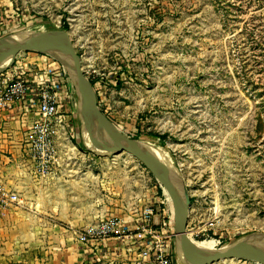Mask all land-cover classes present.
<instances>
[{"label":"rangeland","instance_id":"obj_1","mask_svg":"<svg viewBox=\"0 0 264 264\" xmlns=\"http://www.w3.org/2000/svg\"><path fill=\"white\" fill-rule=\"evenodd\" d=\"M24 30L67 38L115 124L170 153L171 164L159 159L182 186L194 239L214 238L219 250L248 243L264 252V0H0V38ZM24 52L9 67L19 60L20 69L42 72L41 53ZM62 61L58 69L70 74ZM61 85L56 152L31 154L35 180L26 187L39 198L34 207L52 210L53 223L63 227L150 205L172 212L136 157L88 147L86 116L69 83ZM41 160L49 161L48 171L38 168Z\"/></svg>","mask_w":264,"mask_h":264},{"label":"built area","instance_id":"obj_2","mask_svg":"<svg viewBox=\"0 0 264 264\" xmlns=\"http://www.w3.org/2000/svg\"><path fill=\"white\" fill-rule=\"evenodd\" d=\"M52 73L40 80L25 75V69L0 74V111L11 110L14 105L31 102L36 108L38 118L32 125L30 135V153L36 156L41 150L47 158L56 152L53 134L55 133L56 114L60 108L59 89L64 79L70 90L77 96L71 75L58 60L47 54ZM56 66L57 70L53 68ZM49 68V69H50ZM77 101L75 105H77ZM32 155V156H33ZM39 169H50L49 161H40ZM16 191L8 190L0 182V217L12 203H19ZM159 214V220L155 217ZM173 211L165 208L146 206L136 210L133 215L97 216V221L82 227L70 226L76 240L85 244L87 257L85 264H124L117 262L118 254L111 249L112 240H122V247L130 257L127 264H186L182 261L176 246V230ZM214 223H212L213 225ZM193 231V229H190ZM193 231L192 237H197Z\"/></svg>","mask_w":264,"mask_h":264},{"label":"crops","instance_id":"obj_3","mask_svg":"<svg viewBox=\"0 0 264 264\" xmlns=\"http://www.w3.org/2000/svg\"><path fill=\"white\" fill-rule=\"evenodd\" d=\"M25 54H32L25 51ZM39 59L42 72L32 73L25 68V75L45 78L51 68L47 54ZM20 61L0 72L19 71ZM60 63V62H59ZM50 68V69H49ZM53 68L57 70L56 66ZM22 69V70H23ZM38 113L31 102H19L11 110L0 111V182L8 190L16 191L20 202L10 204L0 217V264H85L87 250L85 244L76 240L70 226L55 225L51 219L52 210H41L33 205L39 199L34 193L28 194L26 186L34 184L36 162L32 159L29 146L32 125ZM160 207V206H159ZM161 209V208H160ZM95 219L87 224L94 223ZM159 214L155 217L159 220ZM81 224L74 227H82ZM56 230V231H55ZM188 230L189 227H188ZM122 240H112L111 249L118 254L117 262L127 264L130 257Z\"/></svg>","mask_w":264,"mask_h":264},{"label":"water","instance_id":"obj_4","mask_svg":"<svg viewBox=\"0 0 264 264\" xmlns=\"http://www.w3.org/2000/svg\"><path fill=\"white\" fill-rule=\"evenodd\" d=\"M22 51H36L62 59L71 71L76 87L77 100L87 120L93 124L114 147L113 153L127 152L141 161L156 177L160 186L168 191L172 205L176 230V246L186 264H214L225 259H249L264 264V252L254 250L250 244H240L216 252L199 250L187 234L189 203L182 193V186L164 167L163 161L155 157L143 144L125 134L101 108L93 87L83 67V59L67 38L55 36L21 35L12 33L0 38V72L9 67ZM58 59V60H59ZM10 60L5 67L3 61ZM177 220V222H176Z\"/></svg>","mask_w":264,"mask_h":264},{"label":"bare ground","instance_id":"obj_5","mask_svg":"<svg viewBox=\"0 0 264 264\" xmlns=\"http://www.w3.org/2000/svg\"><path fill=\"white\" fill-rule=\"evenodd\" d=\"M18 34L21 35H27L29 34V32L27 30L21 31ZM84 119V137L85 140L88 144V147L102 152V153H112L114 151V147L112 150H107L103 144V142L101 141L102 139L100 138V135H103L102 133H99L97 131V128L95 126H93V124H91L86 117L83 118ZM143 146H145L150 152H152L155 156L159 157L160 159L164 160L165 162L171 164L172 163V157L170 155V153L164 148L162 147L159 143H154V144H146L143 143ZM165 192L168 196V201L171 203L172 205V201L170 198V195L168 193V191L165 189ZM169 204V203H168ZM171 207V206H170ZM172 209L174 210V207L172 205ZM188 236L190 237V239L192 240L193 244L199 249L202 250L204 252H216L219 249L217 248V240L214 238L211 239H203V240H196L193 237H191V235L188 233Z\"/></svg>","mask_w":264,"mask_h":264}]
</instances>
